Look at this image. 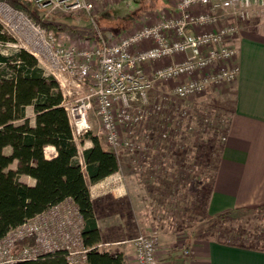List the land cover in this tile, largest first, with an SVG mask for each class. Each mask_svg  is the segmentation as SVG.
Returning <instances> with one entry per match:
<instances>
[{
    "label": "built area",
    "instance_id": "1",
    "mask_svg": "<svg viewBox=\"0 0 264 264\" xmlns=\"http://www.w3.org/2000/svg\"><path fill=\"white\" fill-rule=\"evenodd\" d=\"M25 1L47 13L83 15L96 29L95 42L86 47L81 48L74 42L66 45L53 31L36 25L23 13L6 6L23 29L27 44L23 48L39 62H45L56 79L67 77L77 88L87 87L85 94L69 106L63 93L74 138L91 130L89 114L93 112L106 144L113 150L130 151L138 149L137 136L133 142L136 146L130 140L121 142L117 122L131 127L133 133L145 116V108L158 121V132H153L158 142L169 141L168 132L179 125H187L188 110L182 104H179L182 107H170L171 117L158 119L165 110L158 102L151 104L149 98V93L157 86L185 79L172 88L169 97L184 101L236 79L239 71L234 63L236 48L230 41L238 34L237 22L245 20L252 7L250 0H178L169 16L162 12L159 16L156 14L149 24L108 41L94 20L96 4L101 0ZM174 57H177L175 61L165 63ZM157 63L162 65L155 67ZM153 66L148 74V67ZM116 110L121 117L119 121ZM153 134L148 132L144 137L149 140ZM108 179L110 184L122 182L119 172ZM82 227V218L73 205L62 202L51 206L10 230L0 240V264L35 260L58 251H65L67 260L74 264L73 256L77 252L72 248L75 247L80 248L79 264H83L86 250L81 240ZM159 247L155 229L137 236L134 239V263L158 264ZM187 252L185 250L184 254Z\"/></svg>",
    "mask_w": 264,
    "mask_h": 264
},
{
    "label": "rangeland",
    "instance_id": "2",
    "mask_svg": "<svg viewBox=\"0 0 264 264\" xmlns=\"http://www.w3.org/2000/svg\"><path fill=\"white\" fill-rule=\"evenodd\" d=\"M18 1L29 13L21 12L24 16L35 24V18L50 24L49 28L38 25L53 31L66 45L74 42L84 48L87 44L95 42L94 32L96 29L85 16L47 13L28 1ZM170 1L171 3L175 2V0H101L96 4L94 10L95 24L106 40H117L131 31L149 24L156 14V16L160 15L159 9L166 8ZM254 3L248 11V17L241 22L247 23L260 19L262 14L260 11L264 10L262 9L264 6H255ZM6 6L9 7L6 3L0 2V24L8 34L13 36L16 45L0 48L3 52L10 48L27 47L25 35L23 29H20L17 17L7 11ZM125 16L127 17L125 18ZM177 57L179 59V56ZM40 65L47 73L51 74L45 62L40 61ZM160 65L162 63H157L155 67ZM153 69L154 66L148 67L147 73H151ZM184 80H173L161 84L157 86L156 90L149 93L151 104L154 105L158 102L165 110L162 112L163 116L157 117L158 119L171 117L170 113L172 112L169 110L171 106H181L179 104H182L188 110L187 125H179L168 132L171 136L169 141L160 140L158 142L156 140L157 137H154L156 134L153 132H158V121L147 110L148 108H145V116L141 123L135 127L133 133L131 127L117 122L120 141L130 140L133 146H136L133 142L137 136L138 149L136 151L122 148L113 150L106 144L100 123L94 113L89 114L91 126L89 132L99 138L103 147L110 148L115 152L119 159L120 170L128 169L136 174L140 189L139 196L142 201V213L146 214L144 216L147 217L149 225L144 232L137 236L149 234L155 229L158 232L160 243L162 233L169 232L173 237L171 248H180L182 253L184 252L183 246L187 247L191 238L197 241L208 242L211 240L258 249L264 248V207L257 210L245 209L248 212L236 213L225 222L213 223V219L207 217L206 203L226 133L230 116L229 109L222 108L212 101L211 97L215 95L216 88H210L205 93L191 96L184 101L175 98L170 100L172 88ZM72 85L74 86H72L73 91L66 86L61 90L66 94L65 99L68 106L74 104L78 97L85 94L87 88H77L74 83ZM120 118L119 111L116 110V120L119 121ZM148 132L153 134L149 140L144 137V134ZM74 139L81 161V153L86 139L84 136ZM51 152L49 148H46L45 156L49 157ZM11 168L15 169L16 163ZM119 174L122 178L121 183H124V176L120 172ZM20 246L22 245L20 244ZM105 248L109 247L100 249L106 250ZM79 250V247L72 248V251L77 252L73 256L74 264L81 262ZM187 255H189V251L185 256Z\"/></svg>",
    "mask_w": 264,
    "mask_h": 264
},
{
    "label": "trees",
    "instance_id": "3",
    "mask_svg": "<svg viewBox=\"0 0 264 264\" xmlns=\"http://www.w3.org/2000/svg\"><path fill=\"white\" fill-rule=\"evenodd\" d=\"M0 2L29 14L18 0ZM34 20L36 25L50 27ZM8 45H16V41L0 24V48ZM28 108L32 117L27 115ZM84 137L92 145L82 151L80 162L63 93L55 77L25 48L6 52L0 49V240L26 220L70 199L83 221L84 264H127L122 253L99 248L100 235L89 196V185L116 173L119 159L114 151L103 147L97 136L88 132ZM47 147L55 151L51 158L45 156ZM14 163L16 168L12 169ZM23 175L33 179L34 184L22 183ZM241 212L248 211L224 212L212 221L225 222ZM16 264L72 263L65 251H58Z\"/></svg>",
    "mask_w": 264,
    "mask_h": 264
},
{
    "label": "crops",
    "instance_id": "4",
    "mask_svg": "<svg viewBox=\"0 0 264 264\" xmlns=\"http://www.w3.org/2000/svg\"><path fill=\"white\" fill-rule=\"evenodd\" d=\"M177 1H170L166 8L159 9L160 13L169 16ZM250 1L255 2V6H264V0ZM260 12V19L237 22L238 34L230 44L236 48L234 63L238 66V74L233 82L216 87L211 97L217 105L229 109L230 116L206 203L209 219L232 210L264 207V10ZM56 80L61 90V84L65 83L73 91L69 78ZM27 115L32 117L31 108L27 109ZM91 145L89 140H84L83 150ZM47 148L52 152L46 158L53 157L54 149ZM117 172L124 176V183L110 184L106 177L89 185L100 235L98 246L109 247L105 249L112 253H122L127 264H135L134 239L149 225L146 214L142 213L135 172L120 170V167ZM20 181L30 186L34 184L33 179L24 175L20 176ZM63 202L76 208L70 199ZM172 241L169 232L162 233L158 264H264V250L191 238L187 247L183 246V251H189L185 256L180 248H171Z\"/></svg>",
    "mask_w": 264,
    "mask_h": 264
}]
</instances>
